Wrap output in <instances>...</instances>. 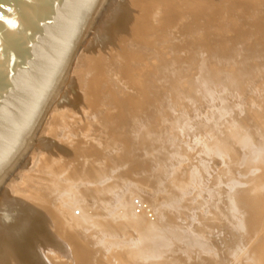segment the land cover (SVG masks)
<instances>
[{
  "label": "rangeland",
  "instance_id": "374dc122",
  "mask_svg": "<svg viewBox=\"0 0 264 264\" xmlns=\"http://www.w3.org/2000/svg\"><path fill=\"white\" fill-rule=\"evenodd\" d=\"M112 1L100 0L101 3L100 2L98 3V5L100 6L97 5V7L94 9V12L92 14L93 16H91L90 21L88 22V25L84 29L85 31H83L84 33H83V36H81L82 38H80V41L76 43L78 45H76V48L73 51L74 53L72 55V59L70 60L71 63L68 66L63 79L58 85L56 89L57 91L54 97L51 99V101H48L49 103L48 105H45V107L46 106L47 107L43 111L44 114L42 113L43 115H41L42 118L40 117L41 120H39L38 126L36 128L37 129L36 133L28 141L26 145V149L22 151L21 153H18L16 158L12 160L11 164L7 167V169L3 173L0 174V208L2 207L1 211L2 209L3 211H5V209H7L8 206L9 208H11L12 205L16 207H22L21 204L24 205V204H28L31 202L34 203L35 198H36V201H38L37 198L40 197L43 199L44 202H46L47 204L46 206L49 208L50 207L53 208V211L55 212H57L58 209L59 210L61 209L60 210L61 212L64 213V212L69 211L73 216H80L81 212L83 215V211L79 208V206L74 207L69 204L70 202L69 200L71 198L70 195L68 194L65 195V193L63 192H57L56 194L53 193L52 195H45V194H42L43 191L40 189V186L42 185L44 181L46 182L51 181V180L56 181L57 179L58 181L61 180L62 182L66 181V178L64 179L63 177L58 178L60 176V173H57V171H58V168L61 167L59 162L62 161L61 160L62 157L58 154L59 152L62 153L63 151H59L58 149H56V147L60 148L58 146L62 145L61 142H65L66 144H69L72 146L78 143L84 144L86 146H91L93 143H95L97 144V146H99L102 149L101 143L105 140L104 136H106L107 132L110 130L109 127L112 130V128H114L112 127V124L114 126V123H117L116 121L114 122L115 117L117 118V115L126 114V112H131L133 110H136V108H139L140 106L141 110H145L148 114L152 113L151 114L152 117L155 116L154 117V120L156 119L155 121L153 120V118L149 120V122H151L152 124H154V122H156V124L159 123L157 122V119L160 117V114H162L161 112L163 113L170 112L169 118L166 115H164L166 117L165 118L166 122L164 123L166 127H164L162 131L160 132L155 130L156 128L155 129L151 128L152 124H150L151 126L149 127V123H146L147 121L146 122L142 121L141 125L143 127L140 125L142 128L141 129L142 131L145 128L147 130L151 128L148 131L145 130L146 132L144 131L145 133L143 135L147 136V134L150 135V132L151 133L153 132L151 135H153L154 137L152 136L151 138L154 139L153 142H155L154 144L155 146L156 145L158 146V144L160 143L159 146L163 144H164L163 146L166 145L165 150L169 146L168 148L169 151L168 149L166 151L170 152V150H173V154H174L173 158L170 159V161H168L166 166L170 165L169 163L170 162L172 163L173 161L175 163H178V165L170 168V172L173 175H167L165 178H162V181L164 184L160 182L161 183L160 186L156 188L158 195H162V196L165 195V197L168 196V193H169L168 191H170V188L169 186L165 187L164 185L170 184L169 182H171L170 180L173 179L172 177L174 175L176 176L177 174H179L180 178L184 177L186 178V180L189 178V180L186 181L187 186L182 188V190H185L186 188H188L189 191L188 190L187 191L188 192L192 191L191 193H193L195 189V193L193 194H197L199 197L195 195V197L198 198V200L196 198L195 200L194 198H192L191 201L194 200L198 204L200 203L199 209L202 210L203 208L204 209L203 212L204 213L206 212L204 215H201L203 213L201 212L200 214L199 209H197L198 215H194V216L196 218L198 216L199 218V214H200L201 218L199 219L197 218L196 220H194L193 223H195V221L197 220L199 221V223L198 221L196 222V224L198 223L199 227L198 226L193 227V231L195 232L197 230L196 232L200 233V231H202L203 229L205 222L208 224L212 222L213 225L212 223L208 225V226H211V229L206 230L207 231L206 237H208L206 239H208L210 242L212 241V243L214 244V247H213L214 252L218 251V253H221V252L224 253L226 251L228 252L229 250L227 256H232L229 254L230 252L232 254L235 251V248H233L234 246H236V249L238 248L239 250L243 249V247L245 250H252V247H255V246H252L254 242L253 240L256 239L257 241L259 239L257 238L258 236L256 234L259 233L258 231L261 230L262 227H264V224L260 223L264 221L263 219L264 218V211H263L264 205H260L264 203L263 202L264 201L263 199L264 198L263 196L264 179H261V176L264 177V175H261V174H264L263 172L264 168H262V166L264 165V143H263L264 142L263 140L264 138V126H263L264 125V109H263L264 102L262 103V100L264 101V0H204V1H201V0H123V1L117 0L119 3L114 1L116 2L114 4L112 3ZM110 2H111V5H110ZM201 2H204V3L199 8L198 5ZM112 4L115 6L118 5V7H114L112 6ZM109 5L114 10H112V8L109 7ZM107 7L109 9L111 8V10H109ZM200 10H203V12H201ZM105 11L108 14L105 13ZM111 11H113L114 13L113 12L111 13ZM117 13H119L118 20L116 19V21L112 23L114 18L112 19L111 16ZM104 14H107V15H104ZM101 18H102V21H101ZM104 19L107 21H105ZM95 25H97L96 28H95ZM97 29L100 31L98 32ZM103 31L104 33L107 32L106 34L108 35L104 37V35L106 34H103ZM132 31L134 33H132ZM101 34H102V37H100ZM144 38H145V41H144ZM107 39H108V42H107ZM99 40H100V43H99ZM104 40L106 44L103 43ZM196 43L198 47L196 46ZM198 44L201 45L202 47L201 46L199 47ZM183 48H186V49H183ZM203 48L206 51V53L203 50ZM248 49H250L251 51ZM122 50H123V54H122ZM256 50H258V52ZM252 51L255 53V55L253 54ZM184 52L189 53V54H186ZM245 52H247L248 54H246ZM204 53L206 54L205 56H204ZM250 53L251 55L247 57V55H249ZM221 56L223 58H221ZM218 57L220 58V60ZM249 58L251 59L249 60ZM233 70L237 71L238 73L243 74L242 81L240 83L241 88L239 90H236L232 86V83H233L232 81L234 77ZM216 71L223 72V80L222 79L218 80L220 75H215ZM258 89L260 91V94L258 92ZM240 91L242 94L240 93ZM203 92L206 95L203 94ZM224 94L225 95L227 94V96L224 97ZM230 94L232 95V98L234 100L231 98ZM256 94L258 96H256ZM195 95L196 97H194ZM215 95H216V98H215ZM75 96H77L79 100ZM245 97L246 99H244ZM188 99L190 102L188 101ZM208 99L210 103H206ZM230 99H232L234 103H232V100ZM71 100L73 101L77 100V101L75 102V104L73 103L72 106H70L69 103L73 102ZM257 100L259 101V103H257ZM238 101H240V103L242 102V104L239 105ZM140 102L144 106L143 105L141 106ZM186 102L188 104H186ZM253 103L255 105L257 104L258 105L255 106ZM169 107H170V110L168 109ZM217 109H218V112H217ZM149 110L152 112H150ZM250 110L252 111V113ZM255 110H258V112ZM175 111L176 113H174ZM177 111L186 112V113L190 112V114H195L194 112L200 111V115L202 116H200V118L198 117L197 120H200V122L202 123L200 122L198 123L199 128L197 130L191 129L192 126L196 127L195 122H193V119H191L189 122L190 123L189 125H191L189 128L190 130L189 133H186L184 131V134L186 135V137L185 135L182 136L181 135L182 133H179V132H182L180 129L176 130L175 128L173 129L168 128L170 125V122L172 121V118H170L171 117L170 115L178 114ZM219 113L221 114V116ZM251 114H253V116H251ZM98 115L99 116L101 115V117L98 118L97 117ZM85 118L86 119L89 118L91 120V121L89 120L90 121L89 123L93 124V128L90 129L89 131H94V133H98L99 138H100L99 140L98 139L93 140V141L90 140L91 136L88 135L87 137V133L83 132L80 127L78 128L77 131H74V132H69L68 129H66L67 127L70 128L74 126L73 123H75V121L76 123H79V122L83 123L82 121ZM70 120L72 121L74 120V121L72 122ZM107 122L108 123L111 122L112 124L111 123L108 124ZM203 122L204 123L206 122V124H204ZM210 123H212L213 126L216 127V128L212 127L211 131L209 127ZM64 125L66 128L64 127ZM63 130H64V133L62 134ZM169 130L170 132H168ZM47 131H49V133ZM60 134L63 136L61 137ZM180 135H181V138L179 137ZM79 136H81L82 138ZM159 136H164L163 139H165V141L161 142L162 140L161 139L159 140ZM208 136L209 138H207ZM195 138H197L198 140ZM208 139L209 140L211 139L210 140L211 142L209 141L211 146L209 142L208 143L206 142ZM181 141L183 142V144L180 143ZM41 142H43V144ZM173 142H176V143H173ZM205 142L207 144H205ZM55 143L57 144L56 147H55L56 145ZM47 144H49V147L46 146ZM182 146H186V148L185 147L182 148ZM187 146L188 147L190 146L189 150ZM171 147H173V149H171ZM179 147L182 148V149L180 148L181 150L184 149L185 152H188V154L185 153L187 155L186 158L181 157V152L178 151ZM212 147L214 149L216 148L215 150H213V152L211 150ZM158 150H160V147H158L156 151ZM105 151H104V155L106 154L107 156H109L111 152L110 153L108 152L112 150L108 148V149H105ZM161 151L162 150L158 151L159 155L161 154L160 153ZM53 152L54 153L57 152V153L55 155H52L54 154ZM198 152H200L199 154L203 157L202 159H205L206 162H208L207 164L208 167L202 166V164L204 163V160L202 161L201 158H198V156L200 157ZM217 153H220V155ZM107 156H104V157L106 158ZM142 156L143 157H141V155L139 156L138 154L136 158L140 161L139 164H141L140 166H142V169L144 170L146 169V171L149 173L150 171L148 170L150 169L151 166L150 167L149 165L147 166V164L150 162L146 161L149 159V157H147V154L145 155L142 154ZM59 157L61 158L59 159ZM143 159H146V160H143ZM151 159H153V157ZM199 159L201 160V162H198L200 161ZM98 161L99 163H102L100 159ZM151 162L152 164L155 163L152 160ZM197 163H201V165L199 164L197 165ZM162 165L163 164H161L160 166L159 164L160 166L159 168H161V170L163 168L165 169L167 168L165 165H163L162 167ZM192 166L194 167V170H195L194 172L192 170L193 168ZM152 168H154L153 165H152ZM196 168H200V169L203 168V169L201 172L199 169V173H197V175H195L194 177L193 173L197 172ZM190 180H191V183H190ZM188 182L190 184H188ZM219 182L221 183L222 186L220 185ZM129 185H130V188H132L130 190H128ZM131 185L132 186L134 185L133 187L136 190V183L134 182V184H131V181H130L126 184L128 188L127 189L124 188L125 191L124 193H122V195L126 194L124 195V198H123L125 199V196L131 197L130 194H132L133 199H130V200H133L131 201V203H133L135 206L133 204L131 205L129 204L130 203V201H128L129 199H125L123 200L124 203L122 202L120 203L119 200L121 199L122 201L123 196H121V198L118 200L119 196L117 197L116 195L117 194L121 195V194L116 193L114 197L110 200L112 201V203L109 201L110 206L112 208V209L110 208L111 217L113 218L117 217V215L119 214L118 212H120L119 209L120 210L123 209L127 211V208H128L126 207L127 205H130V206L133 205L135 208L138 205L140 210L143 209L142 206L144 207L146 206L142 204L143 202L140 203L141 202L140 196H137V197L135 196L140 191L139 192L136 191V193L134 191V194H133V191L131 192V190H134ZM138 185L139 184H137V186ZM219 185L221 187H219ZM201 186L203 189L201 188ZM217 186L218 188H220L219 190H217L218 188L217 189L215 188ZM192 187L194 189H192ZM138 188L137 190H141V193H142L144 189L142 190ZM261 188L263 189V191ZM174 189L178 190L176 187H174L172 188V191H174ZM198 189H199V192H198ZM255 189L257 191H254ZM126 190H128V193ZM201 190H203L204 193ZM239 190H240L239 193L235 192ZM244 191L246 192V194ZM143 192H145V190ZM188 192H187V195H188ZM216 192L219 193L220 198L218 197L219 199H216V198L212 199L213 194H217ZM241 192L243 194H240ZM251 192H253V194ZM254 192L260 193L263 198H261L260 194L259 195L256 193L254 194ZM210 194H211V197H210ZM230 197L232 198V201L234 200V198H237V200L242 201L241 203L242 205L240 204L239 208H237L239 210H235V211L232 210L233 206H231L232 204H231ZM254 198H257V201ZM226 199H230L229 202ZM259 199L261 201L263 199L262 201L263 203L261 201H259L258 203ZM199 200H201L202 202ZM220 200L223 201L224 203L221 202ZM55 201L57 202L55 203ZM113 201L114 203L119 201L118 203L120 204L116 203L117 205L125 206V203L127 204L125 207L124 206L117 207L115 206L116 204H114ZM218 201H220L221 203ZM208 202L210 204H208ZM243 202H245L244 204L245 206L243 205ZM246 202H248L249 205H247ZM218 203L219 205H222L220 206L221 215L219 219L220 220L222 219V223L224 219L226 221V222L224 221L225 223L221 225L222 228L221 226L220 228L219 226L216 227L218 220L215 218L216 216L212 215L213 216L212 217L210 215V209L213 210L215 208V204H218ZM112 204L114 205V207ZM255 204H259L261 206V207L260 206L257 207L258 211L256 210L257 208L254 210L252 208L253 205L255 206ZM53 205L55 206V208L53 207ZM200 205L202 208L200 207ZM210 205H211V208H210ZM4 206L6 207L5 209H4ZM130 206L128 210L129 211L134 210V208H131L130 210ZM223 206L226 209H222ZM246 206L247 208H250L248 210H250L251 213L247 211ZM161 207H163L162 203L158 202L156 203L153 210L144 211L143 213L144 215L147 214L149 219L153 221L156 218V212H158L159 208ZM244 207L246 209V210L244 209L246 215L245 213H242L244 212L243 210ZM252 210L254 211V213L257 211L258 213L257 212L256 213L258 215H260L259 212H261L262 215H260V217L257 216L256 213L254 215L252 213L253 212ZM116 212L118 214H116ZM232 212L233 214L237 213L238 215H240V212H241V214H243V216L245 217V218H242L243 217L242 215L238 217V215L236 214L237 215L236 217H238L237 227L240 230V232H237V233H236V229L232 230L231 228H228L231 225L229 222H230V218L233 216ZM111 213H113V215ZM229 214H231L232 216L230 217ZM250 214L252 216H250ZM54 215L55 216L53 218L55 219L56 214ZM208 215H210V217ZM248 215L251 218L254 216L253 219L256 220L255 223L260 226L257 227L258 225H256L253 222L254 220L251 221L250 217L249 218L247 217V219H249L248 221L246 219V216ZM171 216L169 214L163 215L164 218H160V220L167 222L166 221L167 217L172 218ZM179 216H178L179 218H177V220L180 221L179 223H181V221L183 224L190 223L189 221L188 223L187 220L183 219L186 215L185 216L179 215ZM202 216L203 217L205 216L204 219L202 218ZM207 217L208 219H210L208 222L206 221L208 220ZM170 218L168 219V221H170ZM260 218L261 220H259ZM200 219H202L203 222L200 221ZM228 219H229V222H228ZM244 219L247 220V222ZM78 220H79L78 221L79 223L80 221L83 223L86 221L85 219H83L84 221L80 219ZM191 220L193 221V219ZM57 221L61 222L62 218L57 219L56 222ZM213 221L215 222V224ZM201 222L202 224L203 223L204 224L202 225ZM245 222L247 223V225L249 224V222H252L253 223L252 226H254V224L256 226L252 227L249 224L248 226H251V227H248ZM55 224H58V226H56L57 228L60 227L61 225V223L60 224L55 223ZM239 224L240 226H238ZM91 225L94 226L93 223H90L88 226L90 227ZM93 226H91V228H93ZM89 227H86L85 229H83V231H81L83 233V234L81 233L80 235L81 238H83L85 234L91 232L89 231L90 230ZM255 227L260 228V229L257 230L255 229ZM230 229L232 232H230ZM78 230H81V229H78ZM85 230H88L87 233H85ZM172 231H173V228L170 229L168 227V231H166L167 232L166 234H170L168 236L171 237V234H173ZM247 231L252 233V235L248 233ZM232 234H233V237H232ZM242 234L245 236L243 237ZM254 235H256L257 237L256 236L254 237ZM251 236L254 237V239ZM135 237H136L135 233L128 234V239L131 241L129 243L130 248H128L129 252L135 251V249L139 248V246L141 245V241L135 239ZM247 237L248 238L251 237V238L247 239ZM144 239L146 238L144 237ZM235 240H237L238 243ZM120 241L126 242L125 238L123 237L120 238ZM242 241H244L246 244ZM231 242H234V243H231ZM240 242H242L243 244H241ZM250 242H252V245ZM62 243L63 244L57 245L55 243H52L51 241H45L44 246H43L42 243L36 244L35 242L34 246L30 245L29 247L26 248V250L22 251L19 255L16 256L15 254H12V256L8 258L6 257L5 258L6 260L4 262L5 264H31L29 263L27 259V257L28 258L31 257L33 258L34 264H72L67 253L63 251V250L69 249V244L65 242H62ZM225 243L228 246L231 245L232 248L229 249L228 247H226L227 248L226 250ZM163 245L165 246V244ZM163 245L162 247H164ZM238 245H241V246L238 247ZM247 245H248V248L246 247ZM53 253L55 257L52 256ZM162 253H164L165 256ZM171 253L172 255H170ZM149 255L150 253H148L147 256L149 257ZM159 256H160L159 257L160 259L162 258L161 260H163V257H164V260L165 259L173 260L172 258L174 256V251L170 252L169 254L166 251H163V252L161 251V254L159 253ZM230 258H233V259H229L228 262L225 261L226 264L240 263V259H238V257L232 256ZM237 259H238V263H237ZM153 260L154 259H152V261ZM107 262L106 264L110 263V262L108 263ZM216 263L217 262H215L214 264ZM200 264H202V262Z\"/></svg>",
  "mask_w": 264,
  "mask_h": 264
},
{
  "label": "bare ground",
  "instance_id": "6f19581e",
  "mask_svg": "<svg viewBox=\"0 0 264 264\" xmlns=\"http://www.w3.org/2000/svg\"><path fill=\"white\" fill-rule=\"evenodd\" d=\"M112 1V0H110ZM118 2L117 0H113L112 3H116ZM123 1V0H122ZM201 1H204V0H201ZM155 2V1H154ZM185 2V1H184ZM101 3V2H100ZM119 3V2H118ZM117 3V4H118ZM190 3V2H189ZM204 2H201L198 7L200 8L202 5H203ZM114 7H118L113 5ZM124 4V3H123ZM110 5H111V2H110ZM109 5V7H111ZM100 6V5H98ZM108 6V5H107ZM154 6V5H153ZM97 7V6H96ZM108 8V7H107ZM106 8V9H107ZM112 8V7H111ZM111 8L109 10H111ZM108 10V11H109ZM112 10H114L112 8ZM201 12H203V10H200ZM94 12V11H93ZM113 11H111L112 13ZM103 13V12H102ZM105 13H107L105 11ZM114 13V12H113ZM96 14V13H95ZM108 14V13H107ZM107 14H104V15H107ZM182 14V13H181ZM103 15V14H102ZM112 15V14H111ZM93 16V15H92ZM142 16V15H141ZM148 16V15H147ZM109 17V15H108ZM113 21L112 23H114L116 21V19L118 20V17H119V13L111 16ZM110 17V19H111ZM91 18V17H90ZM103 18V16H102ZM102 18H101V21H102ZM105 18V17H104ZM106 19V18H105ZM104 19V20H105ZM109 19V18H108ZM90 21V20H89ZM88 21V22H89ZM107 21V20H105ZM101 23V22H99ZM104 23V22H103ZM88 25V23L86 24V26ZM113 25V24H112ZM85 26V28H86ZM97 25H95V28H96ZM99 26V25H98ZM84 28V29H85ZM142 28V27H141ZM83 29V31H85ZM104 29V27H103ZM96 30V29H95ZM98 30V29H97ZM107 30V29H106ZM82 31V34L80 35V37L78 38L77 42L80 41V38H82L81 36H83V32ZM94 31V30H93ZM100 30H98L99 32ZM136 31V30H135ZM142 31V29H141ZM146 31V30H145ZM102 33V32H100ZM107 33V32H106ZM104 33L103 31V34H106ZM113 33V32H112ZM132 33H134L132 31ZM145 34V33H144ZM143 34V35H144ZM233 34V33H232ZM108 34L104 35L107 36ZM136 35V34H135ZM102 37V34L101 36ZM103 37V38H104ZM135 37V36H134ZM102 39V38H101ZM100 39V40H101ZM109 39V38H108ZM108 39H107V42H108ZM100 40H99V43H100ZM106 40V38H105ZM105 40H104V44L105 43ZM103 41V40H102ZM144 41H145V38H144ZM76 42V43H77ZM113 42V40H112ZM73 46L72 50H71V53L69 55V57L67 58V60L65 61V63L63 64V66L61 67V69L59 70V74L57 75V77L55 78L53 84L51 85L50 89H49V92L48 94L46 95V97L44 98L43 102L41 103L40 107L38 108V111L36 113V116L34 117V119L32 120L31 124L29 125L28 127V130L27 132L25 133L24 137L22 138L21 142L19 143V145L17 146V151L15 152L14 156L12 157V159L10 160L9 164L7 166L4 167V169L2 171H0V174L3 173L7 167L11 164L12 160L14 158H16L17 154L18 153H21L22 151H24L26 149V145L28 143V141L32 138V136L36 133V128L38 126V123H39V120L41 115L44 114V110L46 109L45 105H48V101H51V99L54 97L55 93H56V89L58 87V85L60 84L61 80L63 79L64 77V74L66 73V70L68 68V66L70 65V60L72 59V55H73V51L74 49L76 48V44ZM199 43V42H198ZM139 44V43H138ZM145 44V43H144ZM201 44V43H200ZM103 45V44H101ZM108 45V44H107ZM111 45V43H110ZM199 45V44H198ZM171 46V45H170ZM196 46H197V43H196ZM201 45H199L200 47ZM147 47V46H146ZM198 47V46H197ZM202 47V46H201ZM216 47V46H215ZM183 49H186V48H183ZM198 49V48H197ZM196 49V51H197ZM201 49V48H200ZM207 49V48H206ZM103 50V49H102ZM118 50V49H117ZM179 50V49H178ZM204 50V48H203ZM250 50V49H248ZM253 50V49H252ZM116 51V50H115ZM140 51V50H139ZM180 51V50H179ZM183 51V50H182ZM181 51V52H182ZM185 51V50H184ZM202 51V50H201ZM205 51V50H204ZM209 51V50H208ZM246 51V50H244ZM251 51V50H250ZM249 51V52H250ZM254 51V50H253ZM252 51V52H253ZM258 52V50H256ZM248 52V51H247ZM247 52H245L246 54H248ZM115 53V52H114ZM186 53V52H184ZM203 53V52H202ZM206 53V51H205ZM204 53V56L206 55ZM122 54H123V50H122ZM186 54H189V53H186ZM198 54V53H197ZM200 54V53H199ZM253 54L255 55V53L253 52ZM258 54V53H257ZM256 54V56H257ZM95 55V54H94ZM98 55V54H97ZM251 55V53L249 55H247V57H249ZM96 56V55H95ZM259 56V55H258ZM84 57V56H83ZM94 57V56H93ZM261 57V56H260ZM85 58V57H84ZM127 58V56H126ZM207 58V57H206ZM219 58V57H218ZM217 58V59H218ZM221 58H223L221 56ZM253 58V57H252ZM80 59V58H79ZM149 59V58H148ZM176 59V58H175ZM186 59V58H185ZM214 59V58H213ZM251 58H249L250 60ZM81 60V59H80ZM169 60V59H168ZM220 60V58H219ZM240 60V59H239ZM83 61V60H82ZM151 61V60H150ZM200 61V60H199ZM156 62V61H155ZM213 62V61H212ZM261 62V61H260ZM187 63V62H186ZM214 63V62H213ZM217 63V61H216ZM219 64V63H218ZM115 65V64H114ZM142 65V64H141ZM223 65V64H222ZM252 65V64H251ZM126 67V66H125ZM141 67V66H140ZM255 68V67H254ZM203 69V67H202ZM195 70V69H194ZM234 72V77H233V83H232V86L233 88H235L236 90H239L241 88V81H242V75L241 73H238L237 71L233 70ZM118 72V71H117ZM222 73V75H221ZM106 74V73H105ZM241 74V75H240ZM90 75V74H89ZM215 75H220L218 80L219 79H222L223 80V72H218L216 71ZM260 75V74H259ZM102 77V76H101ZM118 77V76H117ZM257 77V76H256ZM142 79V78H141ZM146 79V78H145ZM104 81V80H103ZM113 81V80H112ZM100 82V81H99ZM258 82V81H257ZM110 83V82H109ZM204 84V83H203ZM246 84V82H245ZM262 85V84H261ZM108 86V85H107ZM99 87V86H98ZM222 87V86H221ZM111 88V87H110ZM190 88V87H189ZM229 88V87H228ZM249 88V86H248ZM186 89V88H185ZM217 89V87H216ZM244 89V88H243ZM98 90V89H97ZM205 90V89H204ZM227 91V90H226ZM235 91V90H234ZM218 92V91H217ZM256 92V91H255ZM258 92L260 94V91L258 89ZM227 93V92H226ZM231 93V92H230ZM241 93V91H240ZM200 94V92H199ZM203 94H205L203 92ZM242 94V93H241ZM262 94V93H261ZM125 95V94H124ZM206 95V94H205ZM231 95V94H230ZM229 95V96H230ZM247 95V94H246ZM245 95V96H246ZM81 96V95H80ZM227 96V94L225 95L224 94V97ZM235 96V95H234ZM256 96H258L256 94ZM262 96V95H261ZM77 97V96H75ZM119 97V95H118ZM145 97V96H144ZM196 97V95L194 96ZM203 97V96H202ZM223 97V98H224ZM239 97V95H238ZM254 97V95H253ZM78 98V97H77ZM117 98V97H116ZM146 98V97H145ZM179 98V97H178ZM187 98V97H186ZM215 98H216V95H215ZM219 98V97H218ZM228 98V97H227ZM231 98H232V95H231ZM259 98V97H258ZM81 99V98H80ZM120 99V98H119ZM155 99V98H154ZM233 99V98H232ZM230 99V100H232ZM236 99V98H235ZM246 99V97L244 98ZM250 99V98H249ZM260 99V98H259ZM79 100V98H78ZM109 100V99H108ZM149 100V99H148ZM214 100V99H213ZM234 100V99H233ZM232 100V103H234ZM243 100V98H242ZM255 100V99H254ZM73 101V100H71ZM77 101V100H76ZM76 101H73V102H70L69 105L72 106V104ZM160 101V100H159ZM179 101V100H178ZM189 101V99H188ZM202 101V100H201ZM215 101V100H214ZM220 101V100H219ZM237 101V100H236ZM247 101V100H246ZM105 102V100H104ZM109 102V101H108ZM151 102V101H150ZM153 102V101H152ZM190 102V101H189ZM222 102V101H221ZM239 105L242 104V102L240 103V101H238ZM264 101L262 100V103ZM137 103V102H136ZM139 103V102H138ZM159 103V102H158ZM169 103V102H167ZM173 103V102H172ZM205 103V101H204ZM206 103H210L209 102V99ZM216 103V102H215ZM246 103V102H244ZM257 103H259V101L257 100ZM78 104V102H77ZM95 104V102H94ZM171 104V103H170ZM182 104V103H181ZM186 104H188L186 102ZM212 104V103H211ZM223 104V103H221ZM237 104V105H238ZM254 104V103H253ZM92 105V104H90ZM132 105V104H131ZM139 105V104H138ZM140 105L142 106L143 104H141L140 102ZM153 105V104H152ZM192 105V104H190ZM217 105V104H216ZM247 105V104H246ZM255 105V104H254ZM258 105V104H257ZM255 105V106H257ZM144 106V105H143ZM159 106V105H158ZM195 106V105H194ZM206 106V105H205ZM225 106V104H224ZM91 107V106H90ZM93 107V106H92ZM124 107V106H123ZM138 107V106H137ZM150 107V105H149ZM202 107V106H201ZM212 107V106H211ZM223 107V105H222ZM243 107V106H242ZM245 107V106H244ZM262 107V105H261ZM109 108V107H108ZM160 108V107H159ZM162 108V107H161ZM218 108V106H217ZM237 108V107H236ZM145 109V108H144ZM153 109V108H152ZM163 109V108H162ZM170 110V107L168 108ZM186 109V108H185ZM205 109V108H204ZM214 109V108H213ZM234 109V108H233ZM232 109V110H233ZM243 109V108H242ZM245 109V108H244ZM264 109V108H263ZM187 110V109H186ZM199 110V108H198ZM203 110V108H202ZM207 110V109H206ZM225 110V109H224ZM116 111V110H115ZM148 111V110H147ZM150 111V110H149ZM154 111V110H153ZM173 111V110H172ZM205 111V110H204ZM203 111V112H204ZM211 111V110H210ZM251 111V110H250ZM258 112V110H255ZM105 112V111H104ZM152 112V111H150ZM155 112V111H154ZM178 112V111H177ZM216 112V111H215ZM214 112V114H215ZM217 112H218V109H217ZM220 112V111H219ZM229 112V111H228ZM43 113V114H42ZM162 114H160V117L157 119V122H159L158 124H156V122H154V124H152L151 122H149V120H151V118H153L154 120V117H152V113L148 114L145 110H141L140 109V106L139 108H136V110H133L131 112H126V114H120V115H117V118L115 117L114 119V122L116 121L117 123H114V126L112 124V130L111 128L109 127V131L107 132L106 136L105 137V140L102 142L101 140V146H102V149L97 146V144L93 143L91 146H86L84 144H74V146L72 145H69V144H66L65 142H61L62 145L61 146H58L60 148H57V144L55 145L56 149H58L59 151H63L62 153L59 152L58 155H60L62 157V161H60V166L58 168V171L57 173H60V176L58 178H66V181L62 182L61 180L58 181V179L56 181H44L42 183V185L40 186V189L43 191L42 194H45V195H52L53 193L56 194L57 192H63L65 193V195H70L71 198H70V202L69 204L72 205V206H79V208L83 211V215H82V212H81V215L80 216H73L69 211L68 212H61L59 209H58V213L53 211V208H49L47 207L46 205V202L43 201L42 198L38 197V201H36V198H35V201L34 203H28V204H24L21 206L22 207H16V206H13L12 204V207L5 209L6 207L4 206V209L5 211H1V208H0V264H5V258L7 257H10L12 256V254H15L16 256L19 255L22 251L26 250L27 247H29L30 245L31 246H34V243L36 242V244L38 243H42V245L44 246V242L45 241H51L52 243H55V244H63L62 242H65V243H68L69 244V249L67 250H63L67 253L70 261L72 262V264H106V262H110L108 264H200L202 262V264H214L215 262H217L218 264H224L225 261H229V259H233V258H230L232 256H236L238 257V259H240V263H238V259H237V263L238 264H264V227L261 228V230H259L256 235H254V237L256 236L257 238H259L257 241L256 239L253 240V245H252V242L251 245L252 246H255V247H252V250H245L244 247L243 249L239 250L238 248L236 249V246H234L233 248H235V251H234L232 254L230 252L229 255H232V256H227L228 252H221V253H218V251H215L214 252V244L212 243V241L210 242L208 239L207 236V231L208 229H211V226H208L210 225V222L209 224L205 222L204 226H203V229L202 231H200V233L198 232H194L193 231V227H196L198 226V223L196 224L197 221L194 222V220H196L197 218L194 216V215H198L197 213V209H199V204L194 201L195 200V195L197 197H199L197 194H193L195 193V189L192 187V189H194V192L191 193L192 191L188 192V188H186L185 190H182V188H184L186 185V181L189 180V178L186 180V178H180L179 177V174H177L176 176L174 175L172 178V180H170L171 182H169L170 184L168 185H164L165 187H168L170 188V191H168V196L165 197V195H158L157 191H156V188H158L160 186L161 183H163L162 181V178H165L167 175H173L171 172H170V168L171 167H174L176 165H178V163H175L174 161L171 163H169L170 165L166 166L168 161H170V159L173 158V150H170L169 151V146L167 147L168 151L165 150V146L161 145L156 147L154 144L155 142L154 139H152L151 137L153 135H151L152 133L150 132V135H148L147 133V136L146 135H143L146 131L150 130L151 128L157 130V131H162V129L164 127H166L164 125V123L166 122L165 120V116L166 115L168 118H169V114L170 112H166V113H163L161 112ZM176 113V111L174 112ZM195 114H190V112L186 113V112H181L179 111L178 114L176 115H170L172 118V121L173 123L170 122V125L168 128L170 129H173L175 128L176 130H181L182 132H179V133H182L181 135L184 136V131L186 133H189V128L191 125H189L190 123V120L193 119V122H195V125L196 127H191V129L193 130H197L199 128V125L198 123L200 122V120H197L198 117L200 118V111L199 112H194ZM202 113V111H201ZM241 113V111H240ZM252 113V111H251ZM261 113V112H260ZM105 114V113H104ZM220 114V113H219ZM227 114V113H226ZM225 114V115H226ZM243 114V113H242ZM255 114V113H254ZM213 115V113H212ZM228 115V114H227ZM234 115V114H233ZM77 116V115H76ZM157 116V115H156ZM207 116V115H206ZM210 116V114H209ZM221 116V114H220ZM251 116H253V114H251ZM65 117V116H64ZM98 118L101 117V115L97 116ZM96 117V118H97ZM103 117V116H102ZM108 117V116H107ZM240 117V116H239ZM242 117V116H241ZM42 118V117H41ZM61 118V117H60ZM90 118V117H89ZM89 118H85L82 122L83 123H73L74 126L70 127V128H66L65 125L64 127L66 129H68L69 132H74V131H77L78 128L80 127L82 129L83 132L87 133V137L88 135L91 136L90 137V140H96V139H100L99 138V134L98 133H94V131H89L90 129L93 128V124L89 123L91 120ZM104 118V117H103ZM209 118V117H208ZM207 118V120H208ZM238 118V117H237ZM54 119V118H53ZM56 119V118H55ZM202 119V118H201ZM239 119V118H238ZM241 119V118H240ZM249 119V118H248ZM259 119V118H258ZM90 120V121H89ZM101 120V119H99ZM156 120V119H155ZM154 120V121H155ZM171 120V119H170ZM206 120V119H205ZM236 120V119H235ZM53 121V120H52ZM55 121V120H54ZM57 121V120H56ZM72 121V120H70ZM74 121V120H73ZM72 121V122H73ZM142 121L143 122H146V123H149V127L151 126L150 124H152L151 128L150 129H144L143 131L141 130V124H142ZM68 122V121H67ZM153 122V121H152ZM208 122V121H207ZM211 122V121H210ZM214 122V121H213ZM54 123V122H53ZM61 123V122H60ZM108 123V122H107ZM108 123V124H109ZM202 123V122H200ZM204 123V122H203ZM91 124V125H90ZM194 124V123H193ZM206 124V122L204 123ZM50 125V124H48ZM103 125V124H102ZM141 125V126H140ZM216 125V124H214ZM53 126V125H52ZM145 126V125H144ZM251 126V125H250ZM264 126V125H263ZM48 127V126H47ZM50 127V126H49ZM101 127V126H100ZM143 127V126H142ZM209 127H210V131L212 129V127H215L213 126L212 123L209 124ZM46 128V127H45ZM51 128V127H50ZM148 128V127H147ZM216 128V127H215ZM247 128V127H246ZM167 129V128H166ZM214 129V128H213ZM52 130V129H51ZM99 130V129H97ZM146 130V131H145ZM191 130V131H192ZM89 131V132H88ZM145 131V132H144ZM153 131V130H151ZM209 131V132H210ZM217 131V130H216ZM49 133V131H47ZM79 132V131H78ZM170 132V130L168 131ZM193 132V131H192ZM57 133V132H56ZM59 133V132H58ZM64 133V130L62 132V134ZM202 133V132H201ZM218 133V132H216ZM159 134V133H158ZM47 135V134H46ZM59 135V134H58ZM80 135V134H79ZM155 135V133H154ZM157 135V134H156ZM163 135V134H162ZM173 135V134H172ZM181 135L179 136L181 138ZM197 135V134H196ZM202 135V134H201ZM60 136L62 137L63 135L60 134ZM77 136V135H76ZM200 136V134H199ZM212 136V135H210ZM81 137V136H79ZM103 137V138H104ZM154 137V136H153ZM158 137V136H157ZM186 137V135H185ZM206 137V136H205ZM257 137V136H255ZM66 138V137H65ZM82 138V137H81ZM84 138V136H83ZM101 138V139H103ZM164 136H159V140L161 139L163 141H165V139H163ZM184 138V137H183ZM182 138V139H183ZM209 138V136L207 137ZM214 138V137H213ZM68 139V137H67ZM189 139V138H188ZM187 139V140H188ZM192 139V138H191ZM197 139V138H195ZM250 139V138H249ZM248 139V141H249ZM56 140V139H55ZM178 140V139H177ZM198 140V139H197ZM196 140V141H197ZM211 140V139H210ZM209 139L206 141L207 143L210 141ZM232 140V139H231ZM256 140V139H255ZM264 140V138H263ZM66 141V140H65ZM85 141V140H84ZM156 141V139H155ZM174 141V140H173ZM184 141V140H183ZM194 141V139H193ZM195 141V142H196ZM213 141V140H212ZM68 142V141H67ZM78 142V141H77ZM178 142V141H177ZM185 142V141H184ZM187 142V141H186ZM205 142V144H207ZM211 142V141H210ZM209 142V144H210ZM258 142V141H257ZM43 144V142H41ZM48 143V141H47ZM51 143V141H50ZM84 143V142H83ZM153 143V144H152ZM165 143V142H164ZM167 143V141H166ZM165 143V144H166ZM173 143H176V142H173ZM181 144H183V142L181 141L180 142ZM179 143V144H180ZM194 143V142H193ZM199 143V142H198ZM260 143V142H259ZM264 143V142H263ZM187 144V143H186ZM196 144V143H195ZM54 145V144H53ZM170 145V144H169ZM178 145V144H177ZM188 145V144H187ZM201 145V144H200ZM246 145V144H245ZM47 147H49V144L46 145ZM175 146V145H173ZM191 146V145H190ZM189 146V147H190ZM211 146V144H210ZM214 146V145H213ZM217 146V145H216ZM54 147V148H55ZM158 147H160V150H162L160 153V156L158 151H156L158 149ZM186 146H182V148ZM188 147V146H187ZM189 147H188V150H189ZM195 147V146H194ZM204 147V146H203ZM252 147V146H251ZM66 148V149H65ZM111 149L112 151H107L108 153H110L109 156H107L106 154L104 155V151L105 149ZM157 148V149H155ZM162 148V149H161ZM176 148V147H175ZM181 147H179V150L181 152V157L182 158H186L187 155L185 153L188 154V152H185L184 149L181 150L180 149ZM192 148V147H191ZM200 148V147H199ZM244 148V147H243ZM256 148V147H255ZM262 148V147H261ZM65 149V150H64ZM171 149H173V147H171ZM216 149V148H215ZM213 147H212V152L213 150H215ZM259 149V148H258ZM187 150V151H188ZM203 150V149H201ZM191 151V149H190ZM197 151V150H196ZM205 151V150H203ZM202 151V152H203ZM240 151V150H239ZM247 151V150H246ZM253 151V150H252ZM257 151V150H256ZM201 152V151H200ZM198 152V154L200 153ZM210 152V151H209ZM215 152V151H214ZM54 153V152H53ZM57 153V152H56ZM56 153L52 154V155H55ZM106 153V151H105ZM178 153V152H177ZM176 153V154H177ZM139 154V156L142 154L145 155L147 154V157H149L148 160L146 159H143V160H146L150 163L147 164V166L149 165L150 169L148 171H150L149 173L146 171V169H142V166H140L141 164L140 161L136 158V156ZM180 154V153H179ZM207 154V153H205ZM220 155V153H217ZM215 154V155H217ZM263 154V153H262ZM49 155V154H48ZM166 155V156H165ZM186 155V156H185ZM195 155V154H194ZM197 155V154H196ZM200 155V154H199ZM225 155V154H224ZM223 155V156H224ZM254 155V153H253ZM104 156H107L106 158ZM59 157V159L61 158ZM153 157V159H151ZM208 157V156H207ZM218 157V156H216ZM222 157V156H221ZM243 157V155H242ZM51 158V157H50ZM198 158H203L201 155L200 157L198 156ZM101 160L102 163H99L98 160ZM137 159V160H136ZM154 161L155 163L152 164L151 160ZM228 159V158H227ZM142 160V158H141ZM200 160V159H199ZM204 160V163L202 164L203 167H208V162H206L205 159H202V161ZM213 160V158H212ZM223 160V159H222ZM244 160V159H243ZM145 161V162H146ZM189 161V160H188ZM144 162V163H145ZM198 162H201L198 161ZM242 162V161H241ZM245 162V161H243ZM143 163V164H144ZM222 163V162H221ZM230 163V162H229ZM154 168H152V165ZM161 164L165 165L167 168H163L161 170V168H159ZM191 164V163H190ZM196 164V163H195ZM201 165V163H197V165ZM235 164V163H234ZM162 165V167H163ZM220 165V164H218ZM230 165V164H229ZM190 166V165H189ZM201 166V167H202ZM237 166V165H236ZM264 166V165H263ZM262 166V168H264ZM186 167V166H185ZM193 167V166H192ZM200 167V166H199ZM216 167V166H215ZM251 167V166H250ZM261 167V166H260ZM144 168V167H143ZM147 168V167H146ZM218 168V166H217ZM230 168V167H229ZM236 168V167H235ZM254 168V167H253ZM185 169V168H184ZM191 169V168H190ZM199 169L200 168H196V171L194 174V177L195 175H197V173H199ZM203 168L200 169V172L202 171ZM239 169V168H238ZM242 169V168H241ZM244 169V168H243ZM161 170V171H160ZM189 170V169H188ZM193 172L195 171L194 170V167L192 168ZM191 170V171H192ZM205 170V169H204ZM210 170V169H209ZM217 170V169H216ZM250 170V169H249ZM264 170V169H263ZM184 171V170H183ZM190 171V172H191ZM248 171V170H247ZM246 171V172H247ZM145 172V173H144ZM185 172V171H184ZM188 172V171H187ZM254 172V171H253ZM264 172V171H263ZM262 172V173H263ZM43 173V172H42ZM143 173V175H142ZM189 173V172H188ZM192 173V172H191ZM190 173V174H191ZM28 174V173H27ZM36 174V173H35ZM45 174V173H44ZM239 174V173H238ZM181 175V174H180ZM218 175V174H217ZM247 175V174H246ZM245 175V176H246ZM261 175H264V174H261ZM48 176V174H47ZM51 176V175H49ZM200 178V176H199ZM198 178V179H199ZM221 178V177H220ZM195 179V178H194ZM217 179V178H216ZM237 179V178H236ZM246 179V178H245ZM261 179H264L263 176H261ZM192 180V178H191ZM191 180H190V183H191ZM230 180V179H229ZM131 181V184H134V182L136 183V190L135 188L133 187L134 190H131V192L133 191V194H134V191L136 193L139 192L138 194H136L135 196H140V200L143 205H146L145 207H143L142 210L139 209L138 205L136 206V208L134 207L135 205L133 203H131V201L133 200H130V199H133V196L132 194L131 197L130 196H127L129 198H127L125 196V199H129L128 201H130V205L133 204L132 206L130 205H127V203H125V206L128 207L127 208V211H129V206H130V210L131 208H134V210H131L129 212H127L126 210H123V209H119L120 212H116L117 217L113 218L111 217L110 215V203L109 201L114 197V195L116 193H120L121 195H116L117 197L119 196L118 200L122 197V201L121 199L119 200L120 203H124L123 199L124 198V195H122V193H124L125 189L128 188V186H126V184L128 182ZM207 181V180H206ZM218 181V180H217ZM220 181V180H219ZM235 181V180H234ZM240 181V180H239ZM243 181V180H242ZM252 181V180H251ZM161 182V183H160ZM254 182V181H253ZM264 182V181H263ZM188 182V184H190ZM218 183V182H217ZM220 183V182H219ZM237 183V182H236ZM257 183V182H256ZM137 184H139V188L137 186ZM164 184V183H163ZM196 184V183H195ZM201 184V182H200ZM27 185V184H26ZM221 185V183H220ZM219 185V187H221ZM236 185V184H235ZM126 186V187H125ZM163 186V185H162ZM173 186V187H172ZM191 186V185H190ZM228 186V185H227ZM234 186V185H233ZM237 186V185H236ZM176 187L178 190H175L172 191V188ZM125 188V189H124ZM138 189H144L145 192L142 191L141 193V190H137ZM147 188V189H146ZM181 188V189H180ZM191 188V187H190ZM202 188V186H201ZM216 189L218 188L215 187ZM263 188V186H262ZM261 188V189H262ZM132 188H130V185H129V188L128 190H130ZM180 189V190H179ZM203 189V188H202ZM211 189V188H210ZM220 188H218L217 190H219ZM258 189V188H257ZM128 190L127 193H128ZM188 190V191H187ZM227 190V188H226ZM230 190V189H229ZM147 191V192H146ZM203 193L204 191L201 190ZM209 191V190H208ZM216 191V190H215ZM222 191V190H221ZM225 191V190H224ZM223 191V192H224ZM254 191H257L256 189ZM260 191V190H259ZM263 191V189H262ZM187 192H188V195H187ZM198 192H199V189H198ZM197 192V193H198ZM206 192V191H205ZM213 192V191H212ZM211 192V193H212ZM220 192V191H219ZM235 192H240L239 191H235ZM243 192V191H242ZM240 193V194H243V193ZM245 192V191H244ZM130 193V192H129ZM167 193V192H165ZM191 193V194H190ZM217 194H213L212 196V199H219V193L216 192ZM232 193V192H231ZM253 194V192H251ZM260 194L258 192H254V194ZM230 194V193H229ZM235 194V193H234ZM233 194V195H234ZM246 194V192H245ZM64 195V194H63ZM128 195V194H127ZM167 195V194H166ZM261 195V194H260ZM221 196V195H220ZM226 196V195H225ZM255 196V195H254ZM253 196V197H254ZM264 196V194H263ZM206 197V195H205ZM210 197H211V194H210ZM219 197V198H218ZM259 197V196H258ZM50 198V197H49ZM59 198V197H58ZM139 198V197H138ZM182 198V199H181ZM192 198H194V202L191 201ZM261 198L262 195H261ZM115 199V198H114ZM198 200V198H196ZM205 199V198H204ZM223 199V197H222ZM231 199V206L232 207V210H239L237 208H239V205L242 203V201L240 200H237V198H234V200L232 201V198L230 197ZM230 199H226L228 202ZM252 199V198H251ZM256 199L257 201V198H254ZM264 199V198H263ZM262 199V201H263ZM57 200V199H56ZM67 200V199H66ZM202 200V199H201ZM199 200V201H201ZM249 200V199H248ZM61 201V200H60ZM118 201V202H119ZM198 201V202H199ZM217 201V200H216ZM221 201V200H220ZM218 201V202H220ZM240 201V202H239ZM245 201V200H244ZM251 201V200H250ZM259 201H261L260 199L258 200V203ZM261 201V202H262ZM53 202V201H52ZM51 202V203H52ZM57 201H55L56 203ZM112 203V201H110ZM118 202H115L113 201L114 204L118 203ZM127 202V200H126ZM139 202V201H138ZM162 203L163 207L159 208V211L156 212V218L151 221L149 219V217L146 215H144V211H149V210H153V208L155 207L156 203ZM169 202V204H168ZM202 202V201H201ZM205 202V201H204ZM223 202V201H221ZM220 202V203H221ZM252 202V201H251ZM264 202V201H263ZM262 202V203H263ZM118 203V204H120ZM224 203V202H223ZM208 204H210L208 202ZM226 204V202H225ZM245 204V202H243V205ZM247 205H249L248 202H246ZM252 204V203H251ZM10 205V204H9ZM52 205V204H51ZM55 205V204H54ZM53 205V207L55 208V206ZM64 205V204H63ZM113 205V204H112ZM242 205V204H241ZM260 205H264L263 204H260ZM259 204H255V206L253 205V210L256 209L257 207L260 206ZM3 206V205H1ZM7 206V205H6ZM18 206V205H17ZM20 206V204H19ZM115 206H124V205H115ZM124 206V207H125ZM213 206V205H212ZM220 206L222 205H219L218 204H215V208L212 210L210 209V215H214L216 216L215 218L218 220L217 224H216V227L220 226L225 223V219L223 220V223H222V219L220 220L219 217L221 215V210H220ZM225 206V205H224ZM223 206L222 209H226L225 207ZM228 206V205H227ZM245 206V205H244ZM252 206V205H251ZM250 206V207H251ZM114 207V205H113ZM201 207V205H200ZM214 207V206H213ZM212 207V208H213ZM261 207V206H260ZM58 208V206H57ZM63 208V207H62ZM141 208V207H140ZM202 208V207H201ZM210 208H211V205H210ZM247 208V206H246ZM112 209V208H111ZM230 209V208H229ZM228 209V210H229ZM242 209V207H241ZM245 209V207L243 208V210ZM250 208H247V211L249 213L250 210H248ZM57 210V209H56ZM114 210V209H113ZM116 210V209H115ZM203 208L202 210L199 209V213L201 214V212L203 214L201 215H204L205 213L203 212ZM212 210V211H211ZM246 210V209H245ZM245 210L244 212L242 213H245ZM252 210V211H253ZM258 211V208L256 209ZM241 211V210H240ZM246 211V212H247ZM256 211V212H257ZM264 211V210H263ZM112 212V210H111ZM127 212V213H126ZM188 212V213H186ZM229 212V211H228ZM237 212V211H236ZM255 212V213H256ZM130 213V214H129ZM239 213V212H238ZM254 215V211L252 212ZM258 213V212H257ZM256 213V214H257ZM260 215L261 212H259ZM263 213V212H262ZM56 214V217L55 219L53 218ZM113 215V213H111ZM126 214V215H125ZM169 214L172 218L170 217H167V222H164V221H161L160 218H164L163 215H167ZM200 214H199V218L200 217ZM237 214V213H236ZM236 214H233L232 212V215H230V222H229V219H228V222L231 224L230 227L228 228H231L232 230L233 229H236V233L237 232H240V230L238 229L237 227V218L240 217V215L243 216V214H241L240 212V215H238V217H236L237 215ZM248 214V213H247ZM89 215V216H88ZM179 215H182V216H185L183 219L187 220V222L189 221L191 223V219H193L192 223L190 224H183L182 221L181 223H179L180 221L177 220V218L181 217ZM210 215H208L210 217ZM225 215V214H224ZM246 215V213H245ZM260 215L257 214V216L260 217ZM179 216V217H178ZM206 216V215H205ZM204 216V217H205ZM218 216V218H217ZM250 216H252L250 214ZM249 215L246 216V219L247 217L249 218L250 217ZM204 217L202 216V218L204 219ZM213 217V216H212ZM254 217V216H253ZM253 217L250 219L251 221L254 220ZM258 217V218H259ZM263 217V216H262ZM62 218V221L61 222H56L57 219H61ZM166 218V217H165ZM170 218V221H168V219ZM181 218V219H182ZM198 218V219H199ZM214 218V219H215ZM242 218H245L244 216ZM83 220L85 219L86 221L83 223L80 221V223L78 222L79 220ZM174 219V220H173ZM179 219V220H181ZM182 219V220H183ZM208 219V217H207ZM215 219V220H216ZM264 219V218H263ZM191 220V221H190ZM210 219L206 220L207 222L209 221ZM214 220V221H215ZM241 220V219H239ZM245 220V219H244ZM249 221V219H247ZM247 220H245L247 222ZM261 220V218L259 219ZM84 221V220H83ZM184 221V220H183ZM200 221H202V219H200ZM213 221V222H214ZM225 221V222H224ZM256 220H254L253 222L255 223ZM203 222V221H202ZM201 222V224H202ZM245 222V223H246ZM55 223H61L60 227H56L58 226V224H55ZM82 223V224H81ZM90 223H93V228H91V226L89 227L88 225ZM242 223V222H240ZM259 223V222H258ZM260 223H263L264 224V221L263 222H260ZM195 224V225H193ZM202 224V225H203ZM215 224V222H214ZM249 224L252 226V222H249ZM248 224V225H249ZM256 224V223H255ZM258 225V224H256ZM213 225V223H212ZM244 225V224H242ZM241 225V226H242ZM247 225V223H246ZM247 225V226H248ZM240 226V224L238 225ZM251 226H248V227H251ZM252 226V227H254ZM260 225H258L257 227H259ZM262 226V224H261ZM86 227H89L91 232L87 233L88 230H85V234L83 238H81V231H83V229H85ZM168 227L171 229L173 228V234H171V237L168 236L170 234H166L168 231ZM199 227V226H198ZM255 227V229H260V228H257ZM202 228V227H201ZM200 228V229H201ZM222 228V226H221ZM78 229H81V230H78ZM188 229V230H187ZM216 229V228H215ZM230 229V232H232ZM238 229V231H237ZM218 230V229H217ZM229 230V229H228ZM226 230V231H228ZM247 230V229H246ZM210 232V231H209ZM218 232V231H217ZM248 232V231H247ZM256 232V231H255ZM134 234L136 235L135 239L141 241V245L139 246V248L135 249V251H132V252H129V249L130 248V240L128 239V234ZM169 233V232H168ZM198 233V234H197ZM204 233V234H203ZM216 233V232H215ZM250 233V232H248ZM83 234V233H82ZM221 234V233H220ZM226 234V232H225ZM231 234V233H230ZM252 235V233H250ZM248 234V235H250ZM127 235V236H126ZM215 235V234H214ZM228 235V234H227ZM239 235V234H238ZM243 235V234H242ZM245 235H243L244 237ZM125 238V241H120V238ZM144 237L147 239H144ZM232 237H233V234H232ZM242 237V238H243ZM252 237V236H251ZM251 237H247V239H250ZM254 237H252L254 239ZM214 238V237H213ZM223 238V237H222ZM236 238V237H235ZM241 238V237H240ZM84 239V241H83ZM233 239V238H232ZM238 239V238H237ZM246 239V238H245ZM243 240V239H241ZM99 241V242H98ZM149 241V242H148ZM231 241V240H230ZM237 242V240H235ZM256 241V242H255ZM235 242V243H236ZM244 242V241H242ZM242 242H240L241 244H243ZM148 243V244H147ZM231 243H234V242H231ZM238 243V242H237ZM245 243V242H244ZM165 244V246L163 245ZM246 244V243H245ZM162 245L164 247H162ZM222 245V244H221ZM224 245V243H223ZM249 245V244H248ZM248 245L246 246L248 248ZM241 246V245H238V247ZM228 247L229 249H231V245L228 246L226 245L225 243V249L227 250ZM173 249V250H172ZM213 249V250H212ZM224 249V247H223ZM161 251H166L168 254L170 252H173L174 251V256H173V260H164V257H163V260H161L159 257V253L161 254ZM223 251V250H222ZM44 252V251H43ZM47 252V251H46ZM217 252V253H216ZM220 252V251H219ZM50 253V252H49ZM148 253H150L149 257L147 256ZM165 253V252H164ZM162 253V254H164ZM34 255V254H33ZM52 255V254H51ZM172 255V253L170 254ZM53 257L54 256V253L52 255ZM60 256V254H59ZM165 256V254H164ZM171 257V256H170ZM29 263L31 264H34L33 263V258L31 257H27ZM55 259V258H54ZM152 259H154V263L152 261ZM58 260V259H57ZM36 261V260H35ZM54 261V260H52ZM67 261V260H66ZM201 261V262H200ZM235 261V260H234ZM40 262V261H39ZM212 262V263H211ZM214 262V263H213ZM56 263V262H55ZM216 263V264H217ZM226 264V263H225Z\"/></svg>",
  "mask_w": 264,
  "mask_h": 264
},
{
  "label": "water",
  "instance_id": "95a60500",
  "mask_svg": "<svg viewBox=\"0 0 264 264\" xmlns=\"http://www.w3.org/2000/svg\"><path fill=\"white\" fill-rule=\"evenodd\" d=\"M100 0H0V171Z\"/></svg>",
  "mask_w": 264,
  "mask_h": 264
}]
</instances>
